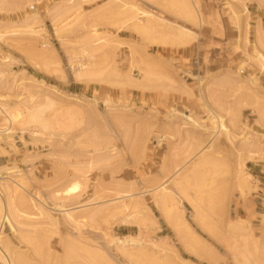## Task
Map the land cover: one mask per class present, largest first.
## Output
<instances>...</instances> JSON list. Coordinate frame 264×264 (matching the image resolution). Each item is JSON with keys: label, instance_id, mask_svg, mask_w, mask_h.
Wrapping results in <instances>:
<instances>
[{"label": "rangeland", "instance_id": "374dc122", "mask_svg": "<svg viewBox=\"0 0 264 264\" xmlns=\"http://www.w3.org/2000/svg\"><path fill=\"white\" fill-rule=\"evenodd\" d=\"M0 264H264V0H0Z\"/></svg>", "mask_w": 264, "mask_h": 264}, {"label": "bare ground", "instance_id": "6f19581e", "mask_svg": "<svg viewBox=\"0 0 264 264\" xmlns=\"http://www.w3.org/2000/svg\"><path fill=\"white\" fill-rule=\"evenodd\" d=\"M75 187L76 186H73V187L69 188L68 191H71V190L75 189Z\"/></svg>", "mask_w": 264, "mask_h": 264}]
</instances>
